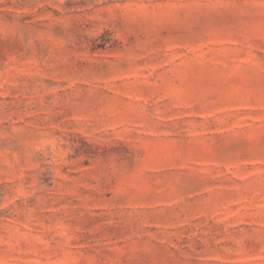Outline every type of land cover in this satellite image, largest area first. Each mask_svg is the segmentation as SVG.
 Masks as SVG:
<instances>
[{"label": "rangeland", "instance_id": "obj_1", "mask_svg": "<svg viewBox=\"0 0 264 264\" xmlns=\"http://www.w3.org/2000/svg\"><path fill=\"white\" fill-rule=\"evenodd\" d=\"M0 264H264V0H0Z\"/></svg>", "mask_w": 264, "mask_h": 264}]
</instances>
